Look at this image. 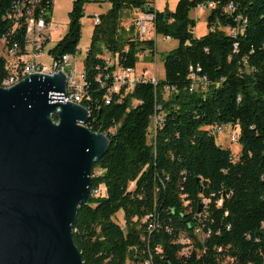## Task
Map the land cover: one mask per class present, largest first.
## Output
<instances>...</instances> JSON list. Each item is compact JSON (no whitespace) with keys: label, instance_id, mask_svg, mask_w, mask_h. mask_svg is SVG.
Here are the masks:
<instances>
[{"label":"trees","instance_id":"trees-1","mask_svg":"<svg viewBox=\"0 0 264 264\" xmlns=\"http://www.w3.org/2000/svg\"><path fill=\"white\" fill-rule=\"evenodd\" d=\"M90 1L73 0L67 31L50 49L54 58L77 53ZM105 1L83 61V104L91 113L87 127L106 134L110 145L93 165L89 197L72 226L83 263L264 264V0H178L172 12L157 11L151 0ZM207 3L208 31L198 38L189 14ZM146 10L154 12L155 35L178 44L163 58L164 78L155 86L138 82L105 104L110 78L102 87L96 78L115 69L106 66V53L122 69L135 68L145 51L153 60L154 40L121 24L125 13ZM30 18L50 22L52 0H0L7 57L0 56V86L25 52ZM13 44L17 55L10 58ZM190 68L206 77L205 90L189 92ZM155 114L162 121L151 135ZM216 125L230 126L238 154L215 143ZM99 187L105 195L93 196ZM120 211L123 227L115 221ZM199 228L209 234L199 239Z\"/></svg>","mask_w":264,"mask_h":264},{"label":"water","instance_id":"water-1","mask_svg":"<svg viewBox=\"0 0 264 264\" xmlns=\"http://www.w3.org/2000/svg\"><path fill=\"white\" fill-rule=\"evenodd\" d=\"M65 79L58 67L0 87V264H84L72 226L110 140L61 101Z\"/></svg>","mask_w":264,"mask_h":264},{"label":"built area","instance_id":"built-area-1","mask_svg":"<svg viewBox=\"0 0 264 264\" xmlns=\"http://www.w3.org/2000/svg\"><path fill=\"white\" fill-rule=\"evenodd\" d=\"M203 9H210L213 7V3H207L206 5L201 6ZM148 9V8H147ZM225 11L231 12L232 5H229ZM154 12L147 11L140 12L139 15L134 19L133 24L134 28L140 38H150L154 40L155 32H154ZM99 22L98 16L94 17L93 24H97ZM52 20L48 23H45L43 20H33L28 19L27 28H26V45L25 52L19 56L17 62L14 63L12 67V72L8 78L3 80L0 87L9 88L20 80L26 78L28 75L32 73L43 74L52 77L53 74L59 72L64 74L66 77V88H65V97L61 99L64 103L71 102L74 104H78L83 106L88 113V121L91 118L90 110L87 106H85L84 100L86 97V89L88 88V83L85 79V74L83 68L81 70H77L72 62L73 56L69 54H65L61 57L54 58L51 55L50 50L46 51V55L50 58V62L48 64L44 63L40 60L41 56L45 53V48L50 41V32L53 27H51ZM243 24V23H242ZM58 27V25H56ZM238 32H242V25L237 27V29H233L231 34L235 36ZM4 42V38L1 40ZM156 51V50H155ZM50 52V54H48ZM7 56L12 58L17 55V47L13 44L11 47L6 50ZM28 57V58H27ZM103 60L106 66H115V69L103 76V79L100 77L96 78V81L102 87L105 84V80L110 78V84L106 87V93L102 96V99L105 104H109L111 101L112 95L119 94L121 90L130 91L134 88L135 84L138 82H146L149 80L152 85H156L157 81L155 77H150L146 74L145 71L137 72L135 68L122 69L116 66L113 61V58L110 54L106 53L103 57ZM197 72H200V69H196L193 71L190 68V78L192 80L188 90L189 92L195 90H205L208 81L204 76H198ZM160 108L158 107L157 110ZM87 121V122H88ZM161 115L155 114L153 117L152 131L151 135H154L156 131V127L161 124ZM87 127V123L85 124ZM89 129V128H88ZM90 130V129H89ZM91 131V130H90ZM224 128L223 125H216L211 128V133L213 135H220L223 133ZM99 133V132H95ZM104 134V133H101ZM106 135V134H104ZM107 136V135H106ZM229 141L234 143L236 141V135L233 131L229 132ZM93 196L100 195L98 189L92 191ZM208 200L203 201V204H207ZM220 202L217 205L220 206ZM157 225L155 222L150 221L148 224V230H155ZM197 234L199 239H202L204 236L209 234V231L203 232L201 228L197 230ZM181 243L188 245L190 243L187 237L181 238ZM185 250V249H184ZM184 252V251H183ZM147 264V263H146Z\"/></svg>","mask_w":264,"mask_h":264},{"label":"rangeland","instance_id":"rangeland-1","mask_svg":"<svg viewBox=\"0 0 264 264\" xmlns=\"http://www.w3.org/2000/svg\"><path fill=\"white\" fill-rule=\"evenodd\" d=\"M154 7L158 10H166L169 12L174 11L178 0H151ZM73 0H52V25L53 27L50 32V41L45 48V53L41 56L40 60L48 64L50 58L46 55V51L53 48L65 35L68 28V13L71 10ZM109 8V4L105 1L103 3L94 2L91 0L84 6V17L81 20V39L77 47V53L73 56L72 62L77 70L83 68V61L86 55L87 48L90 43V36L93 30V20L94 17L104 13ZM209 9H203L202 7L192 10L189 17L194 20L195 27L193 28V35L195 37H201L205 35L208 31L207 28V15ZM132 18L130 13H125L122 19V26L126 29L132 25ZM58 25V27H56ZM156 45V53L154 61L148 52L146 54H139L137 56V62L135 64V69L137 72L142 70L147 71L150 75H154L156 80L161 81L164 78V68H163V58L166 54L177 47V41L169 38H163L161 36H156L154 39ZM0 56L5 55L4 44L0 41ZM7 58V57H6ZM28 58V57H27ZM145 68V69H144ZM224 131L218 136H215V143L223 148H229L233 154H238L240 151V145L236 143H231L229 141L230 126L224 125ZM238 132V130H237ZM236 132V133H237ZM95 171L94 174H97ZM93 175V174H92ZM133 185H130V189ZM98 191L100 195H105V191L99 187ZM120 211L116 217L115 221L118 225L123 227V217Z\"/></svg>","mask_w":264,"mask_h":264},{"label":"crops","instance_id":"crops-1","mask_svg":"<svg viewBox=\"0 0 264 264\" xmlns=\"http://www.w3.org/2000/svg\"><path fill=\"white\" fill-rule=\"evenodd\" d=\"M94 2H96V0H93ZM103 2H105V0H103L102 2H100V3H103ZM155 8V7H154ZM156 9V8H155ZM157 11H162V10H158V9H156ZM139 14H134V13H131L130 14V17L132 18V22L134 21V19L138 16ZM52 19V18H51ZM156 38V35L154 36V39ZM155 50H156V45H155ZM146 52L147 51H145L143 54H146ZM155 53H156V51H155ZM154 59H155V54L153 55V61H154ZM145 69V68H144ZM137 71V70H136ZM142 71H144V70H142ZM142 71H140V72H142ZM146 72V74L147 75H149L150 77H154V75H150L147 71H145Z\"/></svg>","mask_w":264,"mask_h":264}]
</instances>
